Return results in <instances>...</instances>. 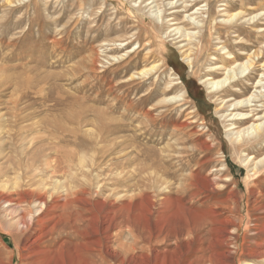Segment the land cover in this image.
Segmentation results:
<instances>
[{
	"label": "rangeland",
	"instance_id": "rangeland-1",
	"mask_svg": "<svg viewBox=\"0 0 264 264\" xmlns=\"http://www.w3.org/2000/svg\"><path fill=\"white\" fill-rule=\"evenodd\" d=\"M142 1L0 0V184L10 180L25 185L31 178L38 185L59 179L67 187L100 188L103 197L118 189L121 196H128L117 194L110 200L118 206L140 203L141 227L155 236L152 247L139 239L129 255L151 257L157 249L160 264H182V244L191 242V237L165 238L178 233L180 226L179 213L174 217L170 213H177L181 204L190 205V176L196 171L202 181L230 176L231 182L220 179L223 186L212 191L197 188L196 214L205 222L196 247L201 251L195 253L191 245L188 256L212 252V260L204 264H264V167L254 174L252 166L248 169L242 161L248 155L264 156V132L257 141L233 143L228 134L237 129L231 125L238 122L237 115H229L232 110L220 99L234 93L247 97L260 90L254 86L263 71L264 0ZM211 5L213 16L207 12ZM200 6L204 12L194 16L206 25L200 28L183 21ZM223 9L244 12L246 21L238 22L243 30L236 31L231 21L221 23L226 17ZM157 14L164 16L163 21ZM253 15L255 20L248 23ZM177 25L196 31L197 37L176 41L180 33L175 36L172 31ZM189 48L194 50V66L183 55ZM255 51H261V57L232 84L236 87L209 93L203 79L209 74L220 77L227 66L237 68ZM181 63L185 78L197 82L211 105L206 115L182 80ZM156 64L160 66L151 69ZM211 68L218 73L209 72ZM178 79L181 83L169 88ZM183 91L184 100L164 102ZM201 144L210 149L201 151ZM224 166L226 170L214 171ZM233 190L239 203L230 198ZM146 197L156 199L157 205L151 206ZM163 198L173 205L164 204ZM3 216L0 210V264H28L31 252L26 246L38 229L12 228ZM165 218L169 224L160 229L155 223ZM61 238L74 243L67 252L78 251L87 261H92L91 255L99 263L115 262L97 247L76 251L84 234L68 230ZM37 242L45 245L44 239Z\"/></svg>",
	"mask_w": 264,
	"mask_h": 264
},
{
	"label": "bare ground",
	"instance_id": "bare-ground-1",
	"mask_svg": "<svg viewBox=\"0 0 264 264\" xmlns=\"http://www.w3.org/2000/svg\"><path fill=\"white\" fill-rule=\"evenodd\" d=\"M196 1L197 0H191L190 2L193 4V2H196ZM153 2H151L150 4H152ZM169 3H173V1L172 2L169 1ZM185 7H187V5ZM206 7H207V4H206ZM202 8L203 7L200 6L196 9V11H193V13L185 15L183 21H189V24H193V25L195 24L196 27H200V28L203 27L205 23L201 24L202 21L197 20L199 17L194 16L195 14H200V13L202 14L204 12V11H201ZM224 10L226 11V13L222 15H226V17L225 16H224L225 18L223 17V19L221 20V23L223 22L228 23L229 21H231V23L232 22L236 23V25L234 26V28L237 29L236 31L243 30L241 26L242 23L239 24L240 23L239 21L241 20L242 22L246 21V19L243 21L244 12L242 10H238L232 13L228 11L227 9H223V11ZM207 12H209L210 14H212L211 16H213L214 11H213L212 5L208 8ZM257 16L256 18H258ZM157 18H160L163 21L164 16L157 14ZM254 18H255L254 15L251 18H249L247 20L248 23H250L252 20H255ZM172 20L174 21L176 19H172ZM173 24H178V22H175ZM172 32H175L174 34L175 36L178 33H180L178 37H174L176 41L178 38H181V37L191 40L197 33L196 31H189V29L184 28V26H181V25H177V27L174 28ZM130 42H128V44ZM237 43H240V42H237ZM185 45L184 47H186ZM221 48L223 50L226 49L225 46ZM193 51H194L193 48H189V49H185L183 53V55H185V59L186 58L188 59L190 66L191 65L194 66V61L191 58V55H192L191 53ZM226 53L229 56L232 54V52L230 51ZM260 55H261V51H255L254 54L251 53L250 55H247L246 60L239 63V65L237 64L238 65L237 68L234 66L233 67L231 66L224 67L225 65L221 66L222 68L224 67L226 72L220 77L216 78L212 76V74H209L205 79H203V83L208 88L209 93H215L219 88L220 89L224 88L225 90V88L229 86L236 87L235 86L236 84L235 85H232V84L239 82L240 75L245 74L247 70H250L256 66L255 59L256 58L259 59L261 57ZM116 57L118 56H115V58ZM233 58H236V56L235 57L233 56ZM234 61L235 63L238 62L237 60H234ZM261 65H262L261 67L263 71L261 73L260 79L257 81L256 86H254L255 88H259L260 89L259 91H255L254 93H252L251 95L247 97L237 98L235 96L236 94L234 93L233 95L227 98L226 97L220 98L222 100V103L225 102L228 110H232V112L229 115H233V117L237 115L236 119H238V122L231 124V125H237L235 127L237 129L235 132H230L228 134V135H231L230 140L233 143H238L242 145L244 143H251V142L257 141L258 138L264 132V90H262L264 88V61L261 63ZM159 66H160L159 64H156L155 66H152L151 69L154 70L155 68H158ZM218 69H220V67H218ZM212 71H216V70L212 68L209 69V72L213 73ZM143 73H145V70ZM132 75H139V74H132ZM180 83H181V80L179 79L175 82L171 81L169 83L170 85L169 88L172 89V87H175L176 85L178 86V84ZM171 89H168L167 91ZM186 93L187 92L183 91L181 94L177 93L178 95L176 94L169 98L166 97L164 102H169V101H177V102L179 101L180 102L185 99ZM234 110H241V111L235 112ZM222 116H225V115L223 114ZM238 123H240L241 125H239ZM198 147H200V150L210 149V146L206 144H201L200 146L198 145ZM242 161L248 169L249 167L252 166L251 170L253 171L254 174H257L264 167V156H262L261 158H256L253 155L252 156L248 155V157H246ZM29 167H26V171H28ZM56 169L54 171H56ZM222 170H226V166L221 167L220 169H215L214 171H222ZM26 171H25V174H26ZM56 172H59V171H56ZM199 176H200L199 171L192 173V176H190V178L192 179L191 181L192 188L189 193L190 205L188 207H184L181 204L182 206L179 205L176 209L177 213L175 211H173L174 213L172 212L170 213L171 214L170 216H173V215L175 216L179 213L178 219H179L180 226H179V229L177 230L178 233H175L174 235H171V236H166L165 238L166 240H168L174 236L175 238H177V240L185 241V238H184L185 236L191 237V242L185 241V243L183 242L182 244L183 246L182 249L184 250V252H182L184 256V259L182 260V264H195V263L204 264L207 259H210V261L212 260V252L207 255L206 254L202 255L204 253L203 252L201 253V256L193 257L192 259L188 256V254H190L191 249H192L191 245L195 246V250L193 248L195 253H198L201 251L198 248H197L198 250H196V247H198L197 245L201 242L200 241L201 236L199 235V230L202 228L201 227L202 222H205L204 219L202 220V218L204 217L200 218L201 216L196 214L195 204H197V199L199 196V189L197 188L201 186L206 191H212V189H214L215 186L216 187L223 186V183L221 184L219 182L220 179H222L223 181L227 183L231 182L233 179L230 176H225V177L223 176L222 178L218 175L217 177L214 176L212 178H208L207 181H204V180L202 181ZM28 177H31V176H28ZM152 179L154 180V182H158V176L157 177L153 176ZM35 181H36L35 179L29 178V180L27 181L25 185L21 184L23 182L13 183L14 181L11 182L10 180H6L5 182L3 181V183L0 184V210L2 211L4 215L3 219L5 217L8 221V224L12 228L16 227V228L21 229V228L26 227L27 229H34V230L38 229L39 234L36 235V238L33 241H31L29 244H27L26 246L28 252H31L30 260L28 264H103V263H99L98 261H94L92 258H95V256L90 255V259L92 261H87L85 260V258H82L79 255V253H77L78 252L77 249L89 248V249H92L90 251H94L96 247L100 250V254L105 255L104 257L112 258L115 261V262L113 261L114 264H160L161 258H160L159 253H157L158 252L157 249L152 248L154 251L153 252L154 255L152 254L153 256L151 257H148V256L147 257H143V256L136 257L134 255L132 256L129 255V252L133 251L139 239L145 240V242L146 243L148 242V244L152 247L153 237L155 236H148L145 230L142 229L143 223L141 224L140 222L141 219H139L138 217V216H141L140 215L141 213L138 214L139 208L142 206L140 203H132L130 201L129 203L118 206L116 202H114L113 200H110V196H115L117 194L119 198H124V197L126 198L128 196L127 193H126L127 195L121 196L119 193L120 190L113 189L111 191L112 192L111 195H106L103 197L102 196L103 192L102 190L100 191V188L99 189L97 188L95 189V191H92L90 189L91 187H88L86 185L80 186L79 188H76L73 186L67 187L62 182H60L59 179H55V181L51 183L43 182L42 184H38V185L36 184ZM119 186H123L122 182H120ZM239 190H240V186H239ZM251 192H253V195H254V190ZM259 193L258 195H260ZM230 194L232 195V196L229 195L230 198L234 196L235 198H237V201L239 200L236 194V190L235 191L233 190ZM102 197L103 199H101ZM147 199L151 203L150 204L151 206L154 207L157 205L156 199H152L150 197H148ZM163 200L165 201L164 204L173 205V201L171 199L163 198ZM226 201H229V200L227 199L225 200V202ZM155 224L157 227L161 229L169 224V220L167 218L163 220L159 219L157 220ZM160 229H158L159 232L161 231ZM68 230H71L74 233L84 234L85 236V240H83V242H81L79 246L74 248L77 251L76 253L74 251L67 252L65 250V249L70 250V248L72 249L71 245H74V243H71V241L63 240L61 238V233H63L64 231H68ZM146 231H148V229ZM157 234L159 235L158 232ZM127 236H130L134 241L132 242L128 241ZM38 239L39 240L44 239L45 245L40 246V243L38 244L37 242ZM202 240H203V237H202ZM116 242L119 243L117 246L118 248H115L114 246ZM210 250H212V246Z\"/></svg>",
	"mask_w": 264,
	"mask_h": 264
},
{
	"label": "trees",
	"instance_id": "trees-1",
	"mask_svg": "<svg viewBox=\"0 0 264 264\" xmlns=\"http://www.w3.org/2000/svg\"><path fill=\"white\" fill-rule=\"evenodd\" d=\"M177 61H179L178 55H177ZM170 64L172 67L177 68L176 65L172 61H170ZM181 66H183L182 71H180V75L182 77V80L186 83L190 95L198 103V107H199L201 113L206 115L207 113H209L211 111V105L208 102H206V99H205V96L203 93V89L197 84L196 81L188 80L187 78H185V70L186 69L182 63H181ZM191 84H193V85L191 86ZM196 90H197V93H196ZM203 106H206V108Z\"/></svg>",
	"mask_w": 264,
	"mask_h": 264
}]
</instances>
